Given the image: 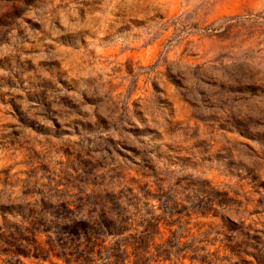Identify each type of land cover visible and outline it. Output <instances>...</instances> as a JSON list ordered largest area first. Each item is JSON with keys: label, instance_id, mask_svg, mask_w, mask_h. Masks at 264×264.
<instances>
[{"label": "rangeland", "instance_id": "374dc122", "mask_svg": "<svg viewBox=\"0 0 264 264\" xmlns=\"http://www.w3.org/2000/svg\"><path fill=\"white\" fill-rule=\"evenodd\" d=\"M119 192L116 264H264V0H0V264Z\"/></svg>", "mask_w": 264, "mask_h": 264}, {"label": "trees", "instance_id": "16d2710c", "mask_svg": "<svg viewBox=\"0 0 264 264\" xmlns=\"http://www.w3.org/2000/svg\"><path fill=\"white\" fill-rule=\"evenodd\" d=\"M122 194L80 195L75 198L73 209L61 203L56 221L44 226V244L34 233L40 231L33 228L32 237L21 253L44 260L55 256L65 264H116L123 262L129 253L141 254L138 250L146 247L143 241L150 236L151 223L141 234H132L128 210L120 205ZM18 250L13 252L19 253ZM97 260L101 261L96 263Z\"/></svg>", "mask_w": 264, "mask_h": 264}]
</instances>
